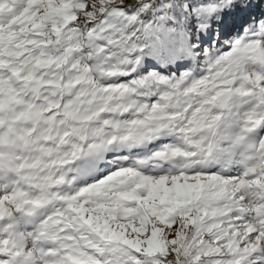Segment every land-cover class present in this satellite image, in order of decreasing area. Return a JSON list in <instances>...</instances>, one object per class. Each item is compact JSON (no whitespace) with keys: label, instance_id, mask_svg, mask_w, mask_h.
Here are the masks:
<instances>
[{"label":"rangeland","instance_id":"374dc122","mask_svg":"<svg viewBox=\"0 0 264 264\" xmlns=\"http://www.w3.org/2000/svg\"><path fill=\"white\" fill-rule=\"evenodd\" d=\"M157 1L0 0V264H264V0Z\"/></svg>","mask_w":264,"mask_h":264},{"label":"trees","instance_id":"16d2710c","mask_svg":"<svg viewBox=\"0 0 264 264\" xmlns=\"http://www.w3.org/2000/svg\"><path fill=\"white\" fill-rule=\"evenodd\" d=\"M257 1L258 0H248V1H244L243 2V6H242V10L241 11H242V13H244L243 14L244 16H248V12H246L247 9H249L248 10L249 12H254L255 11V9L258 7ZM195 2L199 3L200 0H165V5H164V7H165V17L172 18V16H176L177 12L180 9L184 8V3H189L190 6H192L191 4H194ZM161 4H162L161 0L157 1V3H155V8L157 6H159V8H160ZM152 9H154V8H152ZM232 12H233V15L235 17L236 9H234V7H233V11ZM250 24H253V23H250ZM250 24H248V26L245 29H250ZM167 25L170 26V23H168ZM172 64H174V63H172ZM149 66L150 67H154L155 70H160L161 69L160 66L159 67L157 66V63L148 64V66H146V69H149L148 68ZM154 69L150 68L149 72L153 71Z\"/></svg>","mask_w":264,"mask_h":264},{"label":"bare ground","instance_id":"6f19581e","mask_svg":"<svg viewBox=\"0 0 264 264\" xmlns=\"http://www.w3.org/2000/svg\"><path fill=\"white\" fill-rule=\"evenodd\" d=\"M87 1H89V2H93V0H87ZM80 21H81V23H82L83 25H85L86 22L83 21L82 16H81V18H80ZM244 214H245L246 216H248L246 212H244Z\"/></svg>","mask_w":264,"mask_h":264},{"label":"flooded vegetation","instance_id":"af4514ba","mask_svg":"<svg viewBox=\"0 0 264 264\" xmlns=\"http://www.w3.org/2000/svg\"><path fill=\"white\" fill-rule=\"evenodd\" d=\"M18 1H19V0H18ZM21 1H22V0H21ZM17 12H18V11H17ZM21 14H22V12H21V13H19V15H18V16H19V19H20V16H21ZM8 17H9V15H8Z\"/></svg>","mask_w":264,"mask_h":264}]
</instances>
